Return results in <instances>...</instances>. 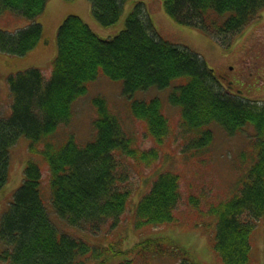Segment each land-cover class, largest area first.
Instances as JSON below:
<instances>
[{
    "label": "trees",
    "instance_id": "1",
    "mask_svg": "<svg viewBox=\"0 0 264 264\" xmlns=\"http://www.w3.org/2000/svg\"><path fill=\"white\" fill-rule=\"evenodd\" d=\"M88 1L96 22L108 26L119 19L126 0ZM46 2L0 0V15L9 10L29 20L13 31L0 28L1 52L20 56L37 45L43 26L36 18ZM162 3L176 21L198 27L222 44L264 8V0ZM100 75L121 81L126 96L151 86H170L167 99L179 110L177 127L183 134H192L183 146L190 154H199L212 142L213 124L229 135L250 127L249 163L236 190L227 199L208 202L205 209L215 218L212 248L222 264H249L251 232L264 216V100L244 99L223 88L196 52L157 33L142 1L126 14L124 27L108 36L98 35L78 14H66L56 30L49 75L36 66L6 75L10 111L6 114L0 106V188L8 177L10 148L20 136L29 140L30 155L22 181L0 215V258L11 264H148L151 256L170 255L180 263H191L187 249L170 246L162 235L145 236L129 247L121 246V238L92 243L51 219L35 154L47 163L44 192L49 189L58 218L93 234L104 227L125 226L121 215L133 189L129 160L148 165L158 157L154 147L138 149L131 144L135 135L127 132L100 92L88 99L94 108L91 137L81 142L71 133L74 102L85 97L90 83ZM129 114L159 143L170 131L158 96L132 97ZM150 181L132 214L137 229L176 222L182 197L178 174L163 171ZM189 202L197 208L199 199L190 195Z\"/></svg>",
    "mask_w": 264,
    "mask_h": 264
},
{
    "label": "rangeland",
    "instance_id": "2",
    "mask_svg": "<svg viewBox=\"0 0 264 264\" xmlns=\"http://www.w3.org/2000/svg\"><path fill=\"white\" fill-rule=\"evenodd\" d=\"M138 1L145 4L152 24L161 36L172 42L185 45L196 52L214 70L219 84L229 92L252 101L264 99V8L239 32L229 36L230 40L226 45H223L200 28L177 22L166 13L162 0H126L119 19L109 26L95 23L88 0H47L43 11L36 18L43 26V35L37 45L20 56H11L0 51L1 110L6 114L10 111L6 85L8 73L28 66H36L45 75H49L51 60L56 53V30L63 16L68 13H76L100 36L113 35L124 27L126 14L133 9L134 4ZM28 22L27 18L9 10L0 15V28L2 29L13 31L26 26ZM169 89V86L165 88L150 87L126 96L122 92L121 81L100 75L96 81L90 83L89 88L83 94L85 97L80 96L74 102L76 112L73 128L71 127L70 130L79 141L85 142L91 137L90 122L94 108L88 99L92 94L100 92L109 100L112 111L135 135L133 136L135 144L143 149L155 147L158 151V157L148 165L129 160L132 169L131 185L134 188L125 212L128 215L125 219V226L112 231V233L110 231L108 240L104 238V233L103 236L93 233H81V235L92 243L102 244L121 238L123 247L130 246L145 236L162 235L170 246L179 245L187 249L186 254L191 263H180V259L163 255V257L151 256L150 264H222L212 248L215 218L207 214L205 209H207L208 202L214 203L220 199L229 198L234 192L233 188L238 181V173H243L249 163L247 151L250 143L248 136L251 130H249V126H246V130L243 129L241 133L228 136L216 124H213L212 142L201 149L197 155L184 154L182 152L184 136L188 139L192 137V134H183L177 127L179 110L177 111L176 107H172L168 102ZM154 95L162 98L164 112L169 116L171 125L170 133L160 143L145 133L144 125L140 121L127 117V106L132 97L148 98ZM251 127L253 128L252 125ZM28 143L29 140L26 137L20 136L10 148L8 177L0 188V215L7 208L13 192L22 181L23 168L30 155ZM34 156L42 167L41 192L45 205L48 207L51 218L59 226L57 221L59 216L57 215V219L53 217V213L56 214V212L50 202L49 189L46 193L44 192L48 183L47 163L40 154ZM162 170L176 172L180 176L182 201L177 206V221L157 227H146L142 231L135 229L131 217L141 196L138 194L147 187L149 178L156 175L153 173ZM197 194L206 198L200 199L199 208L196 206L198 209L188 203V196ZM60 224L64 227L67 226V230L77 231V228L73 226H65V223ZM250 240L249 264H264V216L256 222ZM0 264L11 263L0 258Z\"/></svg>",
    "mask_w": 264,
    "mask_h": 264
}]
</instances>
